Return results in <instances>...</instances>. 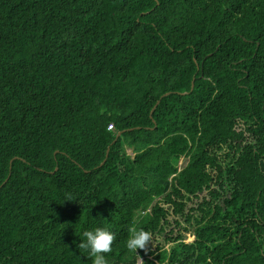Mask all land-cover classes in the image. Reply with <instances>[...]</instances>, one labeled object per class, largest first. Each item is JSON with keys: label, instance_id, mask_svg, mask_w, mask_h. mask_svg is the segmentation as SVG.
Returning a JSON list of instances; mask_svg holds the SVG:
<instances>
[{"label": "trees", "instance_id": "obj_1", "mask_svg": "<svg viewBox=\"0 0 264 264\" xmlns=\"http://www.w3.org/2000/svg\"><path fill=\"white\" fill-rule=\"evenodd\" d=\"M97 227L107 264H264V0H0V264Z\"/></svg>", "mask_w": 264, "mask_h": 264}, {"label": "clouds", "instance_id": "obj_2", "mask_svg": "<svg viewBox=\"0 0 264 264\" xmlns=\"http://www.w3.org/2000/svg\"><path fill=\"white\" fill-rule=\"evenodd\" d=\"M65 201H75V199L70 193H67L65 194ZM130 233V237L126 241V247L130 252L139 256L137 254L138 249L145 252L149 251L148 245L153 240L151 232L145 229L132 228ZM115 239L116 235L114 232L97 227L92 230H84L82 239L80 238L77 247L87 253L86 257L92 258L93 264H107L105 254L112 251Z\"/></svg>", "mask_w": 264, "mask_h": 264}, {"label": "water", "instance_id": "obj_3", "mask_svg": "<svg viewBox=\"0 0 264 264\" xmlns=\"http://www.w3.org/2000/svg\"><path fill=\"white\" fill-rule=\"evenodd\" d=\"M192 88H193V82L191 83V88H190V90H192ZM169 93H165L164 95H162L160 98H162V97H164V96H166V95H168ZM184 93H182V95H183ZM158 104V101L156 102V105ZM155 105V106H156ZM154 109V108H153ZM153 111V110H152ZM152 111H151V113H152ZM124 131H121V132H118L116 135H115V139H114V141L121 135V133H123ZM113 141V142H114ZM108 152H109V149L107 148V150H106V156H107V154H108ZM11 162V161H10ZM102 164V163H101ZM84 172H86V171H84Z\"/></svg>", "mask_w": 264, "mask_h": 264}, {"label": "rangeland", "instance_id": "obj_4", "mask_svg": "<svg viewBox=\"0 0 264 264\" xmlns=\"http://www.w3.org/2000/svg\"><path fill=\"white\" fill-rule=\"evenodd\" d=\"M126 153L127 154H129V155H132V152H131V150L130 149H127L126 150ZM182 163H184V160L183 159H181V161L179 162V165L180 164H182ZM180 166H182V165H180ZM188 235V234H187ZM190 235V234H189ZM194 240V237L193 236H188V237H186V242H192ZM176 245H174V247H175ZM168 247V246H167ZM170 247V246H169ZM170 248H172V247H170Z\"/></svg>", "mask_w": 264, "mask_h": 264}, {"label": "built area", "instance_id": "obj_5", "mask_svg": "<svg viewBox=\"0 0 264 264\" xmlns=\"http://www.w3.org/2000/svg\"><path fill=\"white\" fill-rule=\"evenodd\" d=\"M108 130H111L112 129V124H109L108 127H107Z\"/></svg>", "mask_w": 264, "mask_h": 264}]
</instances>
